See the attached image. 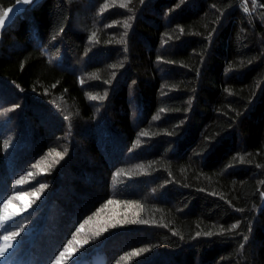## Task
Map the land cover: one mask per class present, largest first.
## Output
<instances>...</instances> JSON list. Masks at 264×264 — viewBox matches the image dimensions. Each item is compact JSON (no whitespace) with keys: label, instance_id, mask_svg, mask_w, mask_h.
<instances>
[{"label":"trees","instance_id":"1","mask_svg":"<svg viewBox=\"0 0 264 264\" xmlns=\"http://www.w3.org/2000/svg\"><path fill=\"white\" fill-rule=\"evenodd\" d=\"M119 2L0 30V264H264V0Z\"/></svg>","mask_w":264,"mask_h":264},{"label":"snow or ice","instance_id":"2","mask_svg":"<svg viewBox=\"0 0 264 264\" xmlns=\"http://www.w3.org/2000/svg\"><path fill=\"white\" fill-rule=\"evenodd\" d=\"M18 2H22L24 4H29L32 3L33 0H18ZM111 2L113 4H115L117 2V0H111ZM181 2H183V0H181ZM131 3V0H120L119 2V6L120 7H127V5ZM141 3H143V0H141ZM253 3V10L255 9V5H256V0H252ZM108 7V3H105L104 5H102L101 11L107 9ZM248 7L245 6L244 11L248 12ZM13 11V9H7L4 10L2 12V14H0V27H3L5 25L6 19L9 18V14ZM124 27L128 28L129 24L127 22L124 23ZM181 31H183V29H181ZM91 39H95V33L92 34V38ZM92 100H97V99H103L104 97L102 96H90L89 97ZM189 103H191V101H189ZM18 107V106H16ZM13 109H7V111H11ZM161 111H163V109H161ZM68 117H65V119H67ZM159 117H154V119H158ZM148 133L147 132H142L141 136H147ZM140 143V141H137L136 144L138 145ZM4 147L7 148L8 147V143L5 142ZM56 156H61L60 153H55ZM62 158V157H61ZM33 167H38V165H33ZM141 168L143 166H140ZM33 175V173L29 172L27 173V177H31ZM121 175V173H116L115 176H119ZM27 177H21L20 179H18L16 181V185H22L23 183L27 182ZM264 183V182H262ZM46 187V185L42 184L41 185V190H43V188ZM25 195H36V193H27V192H20L18 194L13 195L12 197H7L3 200L2 205H0V229H7V222L11 221L13 219V216L7 213V208L9 206V204L12 203V201L14 199H22ZM109 204L114 203V201H108ZM27 207V206H26ZM140 223H144V221H139ZM233 228L236 227V225L232 226ZM83 230V225H81V228L78 229V231ZM107 229H101L100 231H106ZM99 234V233H98ZM19 235V232L17 231H10V232H6V234H4L3 236H0V240L3 241V243H0V258H4L5 254L7 253L8 249H10L13 245H12V241ZM207 235H212V233H207ZM245 239H247V237H245ZM88 241L85 240L84 243H87ZM71 241L69 242V245L65 246L64 251H61L59 256L56 258V261L54 262V264H61V261L63 260L64 257L71 255L74 251V249L71 247ZM145 251L144 249H140L138 251H133L130 255L132 256H136L138 255L140 252ZM122 259H124V257H122Z\"/></svg>","mask_w":264,"mask_h":264},{"label":"rangeland","instance_id":"3","mask_svg":"<svg viewBox=\"0 0 264 264\" xmlns=\"http://www.w3.org/2000/svg\"><path fill=\"white\" fill-rule=\"evenodd\" d=\"M36 1H38V0H33L32 3L36 2ZM32 3H29V4H32ZM29 4H24V3H22V2H18V1H16V3H15L14 5L8 7L7 9H13V11L9 14V18L6 19L5 25H4L3 27H0V30H1L2 28H4L5 26L9 25V23H11V21L13 20V18H14L17 14H19V13L24 9V7H25L26 5H29ZM7 9H6V10H7Z\"/></svg>","mask_w":264,"mask_h":264},{"label":"water","instance_id":"4","mask_svg":"<svg viewBox=\"0 0 264 264\" xmlns=\"http://www.w3.org/2000/svg\"><path fill=\"white\" fill-rule=\"evenodd\" d=\"M262 199H264V195H262Z\"/></svg>","mask_w":264,"mask_h":264}]
</instances>
